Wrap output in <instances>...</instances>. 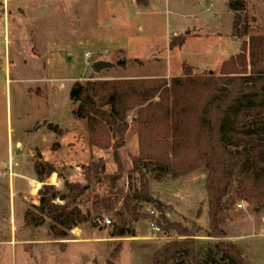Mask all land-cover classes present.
Wrapping results in <instances>:
<instances>
[{"label":"rangeland","instance_id":"rangeland-1","mask_svg":"<svg viewBox=\"0 0 264 264\" xmlns=\"http://www.w3.org/2000/svg\"><path fill=\"white\" fill-rule=\"evenodd\" d=\"M228 2L151 0L142 7L130 0H0V172L6 174V178L0 177V264H151L152 254L164 243L183 239L174 232L156 230L146 220L133 223L134 237H115L113 215L94 212L87 193L76 203L84 212L91 211L95 220L77 225L65 238L50 235L48 219L41 228L25 224L24 213L38 205L43 185L34 179V162L40 151H49L55 144L52 132L38 128L45 122L70 131L76 127L69 101L73 79L85 83L120 76L177 77L183 63L195 67H191L194 75H218L222 62L248 41L232 37ZM245 4L251 35H264V0H245ZM184 34L182 48L170 50V39ZM85 53L90 55V65L85 64ZM135 59L143 64H133ZM119 60H125L127 66L118 67ZM98 62L110 67L94 73L91 66ZM134 116V111L128 112L127 123L137 129ZM77 125L75 148L51 160L56 173L45 184L59 195L67 193L65 183H76L105 196L96 185L99 174L89 167L92 161L101 160L105 173L112 174L116 168L111 153L90 148L83 136L84 126ZM31 128L38 132H26ZM17 142L22 146L16 147ZM119 154L123 177L117 185L126 192L130 156L124 149ZM9 163L12 180L6 168ZM137 178L132 175L134 187ZM148 179L150 195L165 206L162 215L188 230L202 260L216 242L231 243L226 237H206L205 175L201 169L165 183ZM234 203L227 212L226 236L228 232L238 251L244 253L245 264H264V225L249 216L259 212L264 217V210L241 199ZM134 204L141 213L154 212L160 217L152 205ZM239 204L243 209H237ZM120 208L116 203L115 211ZM101 218H109L112 225L100 227L95 221ZM216 260L220 262V257Z\"/></svg>","mask_w":264,"mask_h":264},{"label":"trees","instance_id":"trees-1","mask_svg":"<svg viewBox=\"0 0 264 264\" xmlns=\"http://www.w3.org/2000/svg\"><path fill=\"white\" fill-rule=\"evenodd\" d=\"M130 1L142 7L150 2ZM227 5L233 15L232 37L248 41L222 62L218 75H194L185 63L182 74L169 79L86 80L71 86L69 100L75 104L72 115L85 121L88 146L110 151L116 170L106 174L101 160L92 161L89 167L99 174L96 185L103 188L105 196L76 183H65L67 193L59 195L53 186L45 184L56 173L55 167L39 158L33 172L43 185L38 191V205L24 213L25 224L41 228L48 219L50 235L63 239L77 225L94 222L91 211L84 212L76 203L87 193L86 200L94 212L113 215L115 237H134L133 223L146 220L165 233L171 231L183 238L164 243L152 254L151 264H245L235 245L223 240V226L228 210L239 199L264 210V35H251L245 0H229ZM186 38L184 34L170 39L169 49L182 48ZM132 63L143 64L137 59ZM117 66L125 68L127 63L119 60ZM131 111L135 112L139 151L137 156L129 155L131 170L125 192L117 185L123 177L119 153L126 147L127 113ZM47 128L60 134L55 125L48 124ZM57 146L55 143L51 149ZM199 169L205 175L206 237L223 240L207 250L204 260L198 256L188 230L162 215L165 206L150 195L148 179L165 183ZM133 174L138 176L137 187L132 183ZM57 200L63 203L56 204ZM118 202L121 208L115 211ZM134 202L152 205L160 217L154 212L141 213Z\"/></svg>","mask_w":264,"mask_h":264},{"label":"crops","instance_id":"crops-1","mask_svg":"<svg viewBox=\"0 0 264 264\" xmlns=\"http://www.w3.org/2000/svg\"><path fill=\"white\" fill-rule=\"evenodd\" d=\"M151 1V0H150ZM184 64V63H183ZM193 67V66H191ZM195 68V67H193ZM152 78H159V77H156V76H152V77H135V76H120L117 78V80L119 79H122V80H136V79H152ZM162 78V77H160ZM166 79H169V78H166ZM103 80H107V79H103ZM76 81H80V79H73L72 83H71V86L76 82ZM70 86V88H71ZM70 90V89H69ZM70 93V92H69ZM70 101V100H69ZM71 102V101H70ZM71 105H72V110H71V114H72V111H73V104L71 102ZM72 118L75 120V123H76V127H74V129H71L68 130V129H63L61 128L60 126H58L57 124H54L55 126L58 127L59 131H60V134L58 133H53L55 135V143L58 144V146L55 148V150H52L49 148V151H40L39 154H37V159L39 160V158H42L44 159L45 161H47L48 163L52 164L51 163V160L52 159H56L57 157L60 158L62 157V155H66L68 154L70 151V147L73 149L75 148L74 147V142L75 140L77 139L78 135H77V123L79 125H83L84 126V133H83V136H84V139L87 137V125L85 124V121H81V120H77L73 117L72 115ZM50 124V123H47L45 122L44 126L43 127H40L38 128V130H48L50 131L48 128H47V125ZM52 126H54L53 124H50ZM38 130H33V128L31 129H27L26 132H38ZM51 132V131H50ZM125 140H126V147L124 148V150H128V154L127 155H131V156H137L138 155V151H139V142L137 140V129H135L134 126H129V129L126 133V137H125ZM22 144L21 143H18L16 144V147L19 146ZM52 148V147H51ZM123 150V149H122ZM73 153V151H72ZM48 155V157H46ZM123 160V159H122ZM53 165V164H52ZM54 166V165H53ZM12 165L9 163L7 165L6 168H8L11 172H10V175L9 177L11 178V180L13 179V174H12V169H11ZM55 167V166H54ZM56 169V168H55ZM34 174V172H33ZM34 176V175H33ZM6 178V177H5ZM34 179H36V176H34ZM251 216L252 218L254 219H259V221L264 225V217H262V215L259 213V212H256V213H253V215H249ZM226 222L224 224V226L226 225V223L229 221L228 219V216L227 218L225 219ZM223 226V228H224ZM226 232V230H225ZM226 239H228L233 245V241L231 240L230 236H228V232H227V236H226ZM236 246V245H235ZM237 247V246H236ZM239 250V249H238ZM240 252L242 253V251L240 250ZM243 255V258L245 259V256H244V253H242ZM246 261V259H245ZM247 263V262H246Z\"/></svg>","mask_w":264,"mask_h":264},{"label":"built area","instance_id":"built-area-1","mask_svg":"<svg viewBox=\"0 0 264 264\" xmlns=\"http://www.w3.org/2000/svg\"><path fill=\"white\" fill-rule=\"evenodd\" d=\"M84 59H85V64L86 65H90V55L88 54V53H85V55H84ZM10 174H8V176H9ZM0 177L1 178H5L6 177V174L5 173H2V172H0ZM243 204H239V205H237V209L239 210V209H243ZM95 223L97 224V225H99L100 227H103V228H107V227H109L110 225H112V223H111V221H110V219L109 218H101V219H96V221H95ZM154 227V226H153ZM155 228V227H154ZM158 228H156V230H157ZM159 230V229H158Z\"/></svg>","mask_w":264,"mask_h":264},{"label":"water","instance_id":"water-1","mask_svg":"<svg viewBox=\"0 0 264 264\" xmlns=\"http://www.w3.org/2000/svg\"><path fill=\"white\" fill-rule=\"evenodd\" d=\"M109 67H110L109 63H107V62H98V63L92 64L91 70L94 73H99L100 71H102V69H106V68H109Z\"/></svg>","mask_w":264,"mask_h":264}]
</instances>
